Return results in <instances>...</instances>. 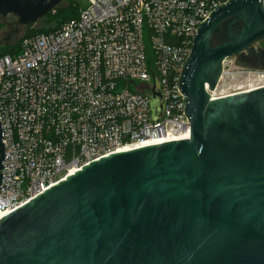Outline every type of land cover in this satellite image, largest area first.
Returning <instances> with one entry per match:
<instances>
[{
  "label": "water",
  "instance_id": "water-1",
  "mask_svg": "<svg viewBox=\"0 0 264 264\" xmlns=\"http://www.w3.org/2000/svg\"><path fill=\"white\" fill-rule=\"evenodd\" d=\"M62 1L0 0V48ZM263 2L198 27L179 82L189 139L104 157L3 216L0 264H264V87L205 91L226 59L264 70ZM2 155L0 130V170Z\"/></svg>",
  "mask_w": 264,
  "mask_h": 264
},
{
  "label": "built area",
  "instance_id": "built-area-1",
  "mask_svg": "<svg viewBox=\"0 0 264 264\" xmlns=\"http://www.w3.org/2000/svg\"><path fill=\"white\" fill-rule=\"evenodd\" d=\"M87 1L75 21L0 56V219L104 157L189 139L181 74L198 27L230 0ZM229 63L213 91L205 86L210 100L249 90L228 93L242 76L264 79Z\"/></svg>",
  "mask_w": 264,
  "mask_h": 264
},
{
  "label": "trees",
  "instance_id": "trees-1",
  "mask_svg": "<svg viewBox=\"0 0 264 264\" xmlns=\"http://www.w3.org/2000/svg\"><path fill=\"white\" fill-rule=\"evenodd\" d=\"M79 15V8L73 6L69 1L65 8H60L59 6L54 9L53 13H49L42 21L39 22L43 23V27L34 28V27H25V34L22 38H28L35 36L41 33H49L60 29L63 25L68 24L72 21H75ZM5 27L0 24V30L4 29ZM7 29V28H5ZM8 32V29H7ZM7 34V33H6ZM21 38V39H22ZM261 49V48H260ZM19 51V42L17 41L12 46H3L0 48V56L2 55H13Z\"/></svg>",
  "mask_w": 264,
  "mask_h": 264
},
{
  "label": "rangeland",
  "instance_id": "rangeland-1",
  "mask_svg": "<svg viewBox=\"0 0 264 264\" xmlns=\"http://www.w3.org/2000/svg\"><path fill=\"white\" fill-rule=\"evenodd\" d=\"M67 1H69L71 4H73V6L78 7L79 11L87 10L89 8V3L87 0H63L61 2V4L59 5V7L65 8ZM43 26H44V24L39 22V21L35 24L29 25V27H34V28H39V27H43ZM6 33H7V29L4 28V29L0 30V39H2L6 35ZM24 34H25V27L19 28L18 34H16L13 37V40L11 41L9 46L14 45L17 41L19 42V45H20V42L24 39V38H22L24 36ZM254 48L255 49H258V48L264 49V41H261V42L254 44ZM229 62H230L229 63L230 72L231 71H237L240 68L249 69V68L245 67L244 65L238 64L236 58H229ZM263 84H264V79H261V81L257 80L256 82H252V81H248L247 79H245V77L242 76L240 78L235 79L231 83L232 87L230 88V91L228 93H230V92L232 93L236 89V86H242V90H245V89H248L251 87L255 88L256 86L263 85Z\"/></svg>",
  "mask_w": 264,
  "mask_h": 264
},
{
  "label": "bare ground",
  "instance_id": "bare-ground-1",
  "mask_svg": "<svg viewBox=\"0 0 264 264\" xmlns=\"http://www.w3.org/2000/svg\"><path fill=\"white\" fill-rule=\"evenodd\" d=\"M262 86L264 87V85H260V86H257L255 88H250V89L248 88V89L249 90L258 89V88H262ZM249 90H246V91H249ZM187 138H188V134H185V135H182V134H177V135L176 134H171L167 138H164V139H160V140H157V141H149V142L143 143V144L137 146L136 149L137 148H142V147H148V146H153V145L169 143V142H176V141L186 140Z\"/></svg>",
  "mask_w": 264,
  "mask_h": 264
},
{
  "label": "flooded vegetation",
  "instance_id": "flooded-vegetation-1",
  "mask_svg": "<svg viewBox=\"0 0 264 264\" xmlns=\"http://www.w3.org/2000/svg\"><path fill=\"white\" fill-rule=\"evenodd\" d=\"M214 44H215V42H214ZM246 57L249 58L250 62H253L256 59V55L254 53L246 54ZM239 62H240V58H239V60H237L238 64H239Z\"/></svg>",
  "mask_w": 264,
  "mask_h": 264
}]
</instances>
